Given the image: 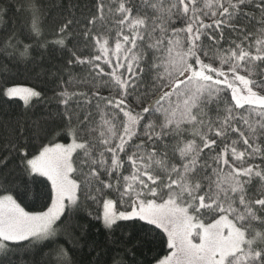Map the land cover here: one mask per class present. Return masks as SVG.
<instances>
[{"label": "snow or ice", "instance_id": "6c2138e0", "mask_svg": "<svg viewBox=\"0 0 264 264\" xmlns=\"http://www.w3.org/2000/svg\"><path fill=\"white\" fill-rule=\"evenodd\" d=\"M21 8L28 35L0 39V71L35 63L37 44L67 56L55 111L0 148V262L264 264V0H94L51 38L41 0ZM78 25L87 55L69 47ZM0 96L49 102L32 87ZM94 227L108 244L78 259Z\"/></svg>", "mask_w": 264, "mask_h": 264}, {"label": "trees", "instance_id": "16d2710c", "mask_svg": "<svg viewBox=\"0 0 264 264\" xmlns=\"http://www.w3.org/2000/svg\"><path fill=\"white\" fill-rule=\"evenodd\" d=\"M24 0H0V8H6L7 12L3 19H0V39L6 37L11 32H16L19 36L27 37L28 16L22 10L21 5ZM45 19H44V37L51 38L54 24L58 22L62 16L74 15L78 20L84 21L92 8L94 0H41ZM78 25L73 33V38L69 42V47L77 40L81 41L80 52L82 55H87L90 49H85L83 38L79 35ZM35 63L19 64L8 63V70L0 71V90L6 86L32 87L37 90H42L44 96L49 102L32 101V106L26 108L24 102L20 99L8 100L0 96V148L3 147L5 141L9 137L10 129L17 124L26 128H31L34 122L41 124L49 119L50 113L55 111L56 105L51 102L53 95L52 89L55 84L54 74L64 69V61L67 53L55 47L47 49L35 46L33 53ZM3 63V61H0ZM85 74V70L77 68L75 75L80 76ZM65 78H67L65 74ZM102 93L107 95L108 92L102 89ZM23 179L18 178L16 187L22 190ZM30 191L27 196V203L32 208H39L43 205L46 199V192L41 184L29 185ZM95 241L101 246H107L108 241L98 228L94 227L89 230L82 243L85 244L83 253L78 259L87 260L89 248L88 244ZM158 249H154L148 255L149 257L157 254ZM39 255H32L25 250L18 251L12 258L11 264H38ZM3 264V262H0Z\"/></svg>", "mask_w": 264, "mask_h": 264}, {"label": "rangeland", "instance_id": "374dc122", "mask_svg": "<svg viewBox=\"0 0 264 264\" xmlns=\"http://www.w3.org/2000/svg\"><path fill=\"white\" fill-rule=\"evenodd\" d=\"M20 87V86H19ZM17 99H19V98H17Z\"/></svg>", "mask_w": 264, "mask_h": 264}]
</instances>
